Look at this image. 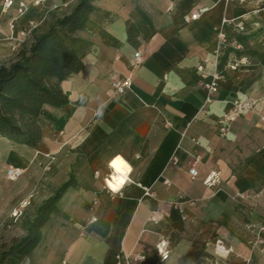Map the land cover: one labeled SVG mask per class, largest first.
<instances>
[{
    "label": "crops",
    "instance_id": "obj_1",
    "mask_svg": "<svg viewBox=\"0 0 264 264\" xmlns=\"http://www.w3.org/2000/svg\"><path fill=\"white\" fill-rule=\"evenodd\" d=\"M253 7L238 0H97L77 33L83 69L60 83L65 106L42 108L41 142L30 148L0 137L2 175L8 167L32 169L20 196L33 194L42 203L45 192L50 197L71 177L75 181L39 243L17 264H131L134 254L155 264L161 238L170 244L164 264H246L226 250L235 243L233 196L250 175L247 157L264 152V115L247 111L227 138L217 135V120L246 97L229 68L238 56L236 36L228 29L230 44L219 46L216 29L223 21L246 24ZM193 14L198 18L191 20ZM7 16L16 17V10ZM5 26L0 31L11 35ZM215 49L222 80L205 108L197 67L214 60ZM136 53L143 63L132 69ZM122 77L131 79V92L114 94L111 84ZM117 154L132 166L121 196L105 186ZM194 162L198 178L192 180Z\"/></svg>",
    "mask_w": 264,
    "mask_h": 264
},
{
    "label": "rangeland",
    "instance_id": "obj_2",
    "mask_svg": "<svg viewBox=\"0 0 264 264\" xmlns=\"http://www.w3.org/2000/svg\"><path fill=\"white\" fill-rule=\"evenodd\" d=\"M37 1L15 0L16 6L13 8L16 12L20 3L26 4V10L23 15L18 16L17 14L14 17L16 22L13 30H10L9 26L13 16L6 18L10 10L7 14L1 13L0 26H8V28L5 27L11 31V35H5L0 31V65L15 60L20 51L28 53L35 39L47 31L48 27L57 19L69 15L79 2V0H44L36 5L35 2ZM238 1H252L254 7L250 9L247 15L251 18L249 17L250 19L246 24L241 23L243 19L233 21L236 24L241 23L244 27L243 31H235L233 26L229 28L236 36L234 40L236 44L233 47L234 54L238 55L230 58L229 68L233 72L234 78L239 80V85L246 97L245 100L251 103L252 108L248 111H255L264 115V0ZM96 2L97 0L92 2L94 10ZM30 9L32 11L28 13L27 17L26 12ZM21 25L24 27L18 34L15 31ZM21 32L24 34L22 35ZM77 33L74 34L76 38H78ZM11 37L21 42L15 43L10 40ZM230 42L231 37L228 36V44ZM240 54L243 55L239 57ZM8 141L13 145H21ZM260 151L249 153L247 170L248 175H250L242 179L241 189L233 196L239 215L230 239V241L234 240L235 243L232 242L233 248L229 247L226 250L240 255L246 264H250L252 261L264 264V152L261 153ZM9 168L6 169V172ZM31 170V168L23 169V175L19 179L11 181L7 179L6 175H2V168H0V252L27 234V229L35 217L38 207L42 204L38 200V196L33 197V194L20 196L17 193L19 188L22 186L25 188L31 181L33 174ZM24 181L28 182L25 183ZM45 197L46 199L49 197L46 192ZM24 201L27 202V206L22 208L21 203ZM8 205L11 210L7 213L4 211V207ZM209 246L212 247L211 244Z\"/></svg>",
    "mask_w": 264,
    "mask_h": 264
},
{
    "label": "trees",
    "instance_id": "obj_3",
    "mask_svg": "<svg viewBox=\"0 0 264 264\" xmlns=\"http://www.w3.org/2000/svg\"><path fill=\"white\" fill-rule=\"evenodd\" d=\"M93 0H79L69 15L52 23L38 36L28 53L0 65V137L30 148L42 140L45 105L60 108L68 103L60 83L83 69L80 52L84 42L74 34L86 26L94 11ZM71 177L38 207L27 234L0 252V264H17L41 239V229L66 191L74 186Z\"/></svg>",
    "mask_w": 264,
    "mask_h": 264
},
{
    "label": "built area",
    "instance_id": "obj_4",
    "mask_svg": "<svg viewBox=\"0 0 264 264\" xmlns=\"http://www.w3.org/2000/svg\"><path fill=\"white\" fill-rule=\"evenodd\" d=\"M44 0H38L35 2V4H39L40 2H43ZM15 4V0H3L1 7H0V12L2 14H7V12L12 9ZM26 10V4L25 3H20L17 6V14L18 16H21L24 14V11ZM198 14H193L191 15V20H195L198 18ZM16 22V19H12L9 23L10 30L14 29V23ZM230 26H233L234 30L236 31H243L244 27L241 23H234L233 21H223L221 27L216 29V37H217V42L219 46L225 47L228 44V29L231 28ZM23 35L24 33L21 32ZM10 40H13L15 43H20V40L10 38ZM214 60L211 59H205L199 64L197 67V71L200 75V88L204 96V107L209 108L214 102H215V96L218 94L219 89H220V82L222 80V74L221 72L218 71L217 69V63H218V53L217 49H215V52L213 54ZM143 63V58L139 53H136L133 55L131 59L130 66L132 69H136L139 66H141ZM208 66L212 67L211 72H206V68ZM132 88V81L129 77H122L117 79L111 84V89L114 94L117 95H125L129 92H131ZM252 108L251 103L246 101V100H237L232 104V107L230 111L224 113L216 122V133L219 137L221 138H227L229 133L232 130V126L234 122L242 116L245 112L250 110ZM208 112L206 109L205 114ZM172 165L175 166L176 161L173 159L171 162ZM196 162L193 163V165L188 169V174L191 177L192 180H195L198 178V171L196 170ZM23 175V171L18 169V168H9L6 172V177L9 180H17ZM111 176V175H110ZM110 176L108 178H110ZM106 180V179H105ZM106 186V184H105ZM107 189V187H106ZM108 192H110L107 189ZM112 195H119L121 196V192L115 193V192H110ZM145 194L148 195V191L145 190ZM93 205H96V202H93ZM27 206V202L24 201L21 203V207ZM182 213V212H181ZM184 219V218H183ZM92 222L96 221V218L91 219ZM158 248L163 249V253L167 254V258H163V254L158 251ZM156 254L158 256V261L155 264H164L170 256V244L169 242L161 238L159 239L158 243L155 246ZM130 258V263L131 264H143L144 258L143 256L139 254H134L132 256H129Z\"/></svg>",
    "mask_w": 264,
    "mask_h": 264
},
{
    "label": "clouds",
    "instance_id": "obj_5",
    "mask_svg": "<svg viewBox=\"0 0 264 264\" xmlns=\"http://www.w3.org/2000/svg\"><path fill=\"white\" fill-rule=\"evenodd\" d=\"M99 114L102 115V111ZM109 167L113 169V172L110 178H106L105 180L106 187L110 192L119 193L129 183L132 166L122 155L117 154L109 162ZM158 251L163 254L164 259L167 258V254L163 253L162 248H158Z\"/></svg>",
    "mask_w": 264,
    "mask_h": 264
},
{
    "label": "bare ground",
    "instance_id": "obj_6",
    "mask_svg": "<svg viewBox=\"0 0 264 264\" xmlns=\"http://www.w3.org/2000/svg\"><path fill=\"white\" fill-rule=\"evenodd\" d=\"M112 170V172H113V169H111Z\"/></svg>",
    "mask_w": 264,
    "mask_h": 264
}]
</instances>
